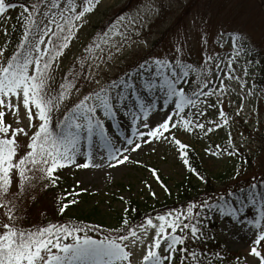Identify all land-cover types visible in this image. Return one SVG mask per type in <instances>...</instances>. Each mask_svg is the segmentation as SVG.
Returning a JSON list of instances; mask_svg holds the SVG:
<instances>
[{
  "label": "snow or ice",
  "instance_id": "1",
  "mask_svg": "<svg viewBox=\"0 0 264 264\" xmlns=\"http://www.w3.org/2000/svg\"><path fill=\"white\" fill-rule=\"evenodd\" d=\"M101 2L27 0V4L19 5L22 34L18 43L10 55L8 40L0 46V209H3L0 212V264H210L203 249L196 250L189 241L194 245L208 239L204 218H210L214 209H218L221 216H230L233 221L238 219L243 208H234L232 198L235 196L240 204L243 199L232 191L227 192V198L220 194L215 198L202 197L197 202L190 201L186 210H169L157 213L154 218L145 216L142 221L130 220L129 208H124L120 226L110 229L101 238L89 234L99 232L100 225L83 222L20 226L26 215L25 199L35 200L42 191L54 188L66 168H101L103 165L96 162V154L101 150L99 158L109 168L126 163L142 164L132 158V153L142 150L143 145L166 142L165 133L171 129L192 132L195 128L203 132L207 125H212L207 128V132H212L220 128L219 122L209 120L205 124L200 120L208 108L215 109L222 104V97L231 89L232 81L238 82L242 90L250 84L248 95L256 94L254 78L258 71L253 69L264 64L254 59L259 53L251 37L239 30L228 34L231 48L224 57L205 54L203 61L194 65L183 60L184 48L176 44L173 56L145 54L132 68L115 78L103 82L97 79L100 66L114 59V53L122 52L125 45L131 47L137 43L132 37H138L158 14L157 0H141L137 8L119 15L105 31L96 33L85 45L84 55L74 62L80 65V70L70 69L53 88L59 58L78 30L87 24V16ZM16 7L15 3L0 0V27L7 24V10ZM4 33L10 35L6 28ZM222 39L223 34L216 42ZM138 43L144 44V41ZM86 64L89 72L83 70ZM93 65L95 70H92ZM213 72L219 80L218 87L212 86ZM212 96L216 97V103L210 102ZM243 100L241 96V108ZM21 106L27 118L26 126L20 115ZM62 106V116H57L53 127V112L60 113ZM118 114L127 117L132 128L133 135L124 136L126 145L118 143L119 132L108 130L107 121ZM156 114L162 118L153 121L151 117ZM239 114L240 109H237L236 115ZM218 115L228 123L229 118L222 109ZM9 116L15 126L7 121ZM141 128L144 131H140ZM172 140L180 149L188 147L174 134ZM229 148H232L229 155L239 154L231 134L219 155ZM178 154L189 172L203 181L205 177L191 166L187 153ZM150 173L159 187L170 193L157 169L150 167ZM144 183L149 194L155 197L151 185ZM80 184L77 180L76 185ZM239 191L246 194L244 206L254 205L257 212L253 220L247 221L256 229L248 255L253 258L252 264H264V174ZM76 203V199L58 197V212L64 213L69 205ZM137 252L140 253L138 260L135 259ZM215 255L222 264L221 253ZM244 264H248L247 258Z\"/></svg>",
  "mask_w": 264,
  "mask_h": 264
},
{
  "label": "rangeland",
  "instance_id": "2",
  "mask_svg": "<svg viewBox=\"0 0 264 264\" xmlns=\"http://www.w3.org/2000/svg\"><path fill=\"white\" fill-rule=\"evenodd\" d=\"M140 2L141 0H102L95 11L87 16V24L78 30L69 47L65 49L64 55L59 58L58 67L54 66L57 86L70 69L75 67L77 71L80 70V65L74 62L77 57L84 55V47L90 39L96 33L105 31L119 15L137 8ZM156 7L158 14L150 20L138 37L133 35L132 39L137 43H133L131 47L125 45L122 52L114 53V59L100 66L97 79L103 82L115 78L132 68L145 54L173 56V47L176 44L184 48L183 60L194 65H199L205 54L216 53L224 57L231 48L228 34L235 30L251 37V41L256 45V52L259 53L254 55V59L264 64V0H157ZM20 13L19 7L7 10V24L0 27V46L9 36L5 35L4 29L6 28L10 33L15 17L20 16ZM222 34L223 39L220 43L223 47L216 42ZM138 41H144V44ZM209 66L214 67L211 64ZM83 70L90 71L87 64ZM92 70H95V65ZM253 71H258V75L254 78L257 85L256 94L248 95L250 84L242 90L238 82L232 81L231 89L222 97V104L215 109L208 108L205 117L200 120L205 124L209 120L219 122L220 128L212 132H207V128L212 125H207L203 132L195 128L192 132H187L183 128L179 131L171 129L169 133H165L168 136L166 142L156 141L150 145H143L142 150L132 153V158L142 161V164L126 163L109 168L107 163L99 158L103 152L101 150L96 154V162L103 165L101 168L68 167L61 171L60 177L68 179L69 184H60L59 190L67 191L65 195L67 199L77 200L76 204L69 205L66 209L67 214L95 223L105 222L104 224L108 225L115 218L117 211L124 212V208H127L126 202L131 199L141 204H148V201L153 204L155 201L163 202L165 198L175 196L176 187L186 176L187 168L178 154L184 149H180L179 145L174 143L172 134L182 143L196 150L203 170L217 188V194L222 193L226 188L244 187L254 178H260L261 174H264V91H261V87H264V67L253 69ZM225 83L229 81L225 80ZM212 86H219V80L215 78L214 72ZM241 96L244 97L242 108ZM72 99H76L75 93ZM201 99L203 100V97ZM210 102L216 103V97L212 96ZM221 109L229 118L227 124L218 115ZM237 109H240L239 115H236ZM20 115L23 125L26 126L27 118L22 106ZM151 118L156 121L162 117L156 114ZM7 121L15 126L11 116L7 118ZM107 124L110 132L120 133L118 143L126 145L124 136L133 135L128 118L118 114L115 119L108 120ZM112 124L120 125V127L112 128ZM140 131L144 129L141 128ZM229 134L238 153L242 152L246 160L238 155H229L232 148L219 155L228 144ZM96 144L98 147L99 142L96 141ZM214 152L218 155H212ZM150 167L157 169L162 182L170 189V193H165L159 187L151 176ZM77 180L81 181L79 186L76 185ZM144 181H147L156 192L155 197L149 194ZM200 183L201 180L193 177L192 186L201 189ZM79 188H86L87 191L79 192ZM121 197L124 199L122 200ZM186 206L173 211L186 210ZM251 209L256 214L254 205ZM2 211L3 209H0V212ZM212 222L216 227L212 226L208 233L212 234L230 256V259L222 261V264H244L245 258L248 264H252L253 258L248 255V251L256 230L249 232L242 227H227L221 220L213 219ZM248 237L252 239L248 240ZM139 255L140 253L137 252L135 259L138 260ZM237 257L240 259L238 260Z\"/></svg>",
  "mask_w": 264,
  "mask_h": 264
},
{
  "label": "trees",
  "instance_id": "3",
  "mask_svg": "<svg viewBox=\"0 0 264 264\" xmlns=\"http://www.w3.org/2000/svg\"><path fill=\"white\" fill-rule=\"evenodd\" d=\"M8 2L15 3L17 7L21 3L27 4V0H8ZM22 12V10H21ZM21 14V13H20ZM22 19L21 15L15 17V21L12 25L10 35L8 36L9 44L7 48V53L10 55L12 50L14 49V46L16 43H18L19 37L22 34ZM53 88L57 87V84L54 83L52 85ZM63 106L60 113L53 112V127L55 120L58 115L62 116L63 112ZM194 111V110H193ZM184 151L187 153V158L193 168H195L201 175L205 177L203 181H201L200 185L202 186L201 189H199L197 186H192V179L193 177H196L191 172H189L187 168V174L184 177V179L177 185V194L175 196H171L168 199L165 198L163 202H154L153 204L148 201V204H141L137 200L131 199L126 202L127 208H129L128 212V218L130 220H136V221H142L145 216L149 217H155L157 213H165L169 210H173L179 207H183L187 205L190 201L191 202H197L202 197L207 198L208 196L211 197H217L218 194L216 193V187L213 183V180L209 177V175L203 170L199 155L196 152V150L188 146ZM240 158L247 159L245 155L238 154ZM69 184L68 179H63L60 177V180L58 184L54 188H49L47 190L42 191L38 198L35 200L25 199V202L27 204L26 208V215L25 218L20 222L21 227H29L31 225H44L49 222L55 223V224H64V223H72L76 224L79 222H83L89 225H100L101 229L99 232L92 231L89 234L93 236V238H101L103 237L110 229L116 228L120 226V222L122 217H124V212L117 211L115 213V218L109 222L108 225L103 223H95L93 221H89L87 219H83L81 217L75 216V215H68L66 210L64 213L58 212V204H57V198H64L67 199L68 197L65 196L66 192H61L59 190L60 184ZM61 187V186H60ZM244 186V188H246ZM242 187H238L237 189H225L222 193H219L220 195H225L227 198V192L232 191L234 194L240 196L243 199V204L237 203L235 200V196L232 198L233 207L240 209L243 208V211L239 213L238 219L236 221H233L230 216H221L219 214L218 209L213 210L212 216L205 217V224L206 228H204V231L207 233L208 239H201L200 241L196 242L194 245H192V242L189 241V245L193 246L196 250L203 249L204 254L208 257V260L210 264H220L221 262L218 260L215 253H221V255L224 257L223 261H227L230 259L229 254L225 251V249L220 245L217 240L212 236V234L208 233V230L213 226L216 227L214 222H212L213 219L216 218V220H222L224 221L228 226L231 225V223H235L237 225H248L250 227H253L252 225L248 224L247 221L253 220L256 215H254V211L251 209V205H247L246 200V194L241 193L239 190ZM133 209L135 211H133ZM198 209H194L193 211H196Z\"/></svg>",
  "mask_w": 264,
  "mask_h": 264
}]
</instances>
